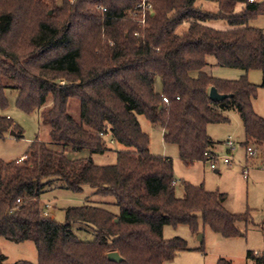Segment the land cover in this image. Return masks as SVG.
I'll return each mask as SVG.
<instances>
[{
	"label": "trees",
	"instance_id": "16d2710c",
	"mask_svg": "<svg viewBox=\"0 0 264 264\" xmlns=\"http://www.w3.org/2000/svg\"><path fill=\"white\" fill-rule=\"evenodd\" d=\"M141 2L0 0V108L8 105V90L26 114L40 113L51 99L40 118L50 142L37 137L20 163L0 159V239L32 242L35 264H166L188 248L181 238L165 240L166 226H187L195 235L208 227L229 239L241 237L238 224L248 222V213L225 208V194L203 185L181 181L184 195L177 198L173 161L151 153L139 118L161 128L165 144L178 148L187 167L206 163L204 153L216 146L208 127L228 123L230 112L243 124V145L264 146V119L253 108L258 87L247 76L212 75L214 67L260 71L264 88V29L251 26L264 16V0H147L145 27L132 15ZM218 19L229 29L208 25ZM211 88L228 97L211 101ZM72 101L79 103L78 118L70 112ZM11 132L24 138L11 118L0 117V139ZM110 142L125 148L113 165L66 153L105 154ZM86 187L111 197L114 202L103 205L117 211L70 206L63 223L43 215L45 194H80ZM76 224L91 229L94 241L80 240ZM111 252L123 261H110ZM247 261L264 264V257L249 252ZM0 264H7L1 251Z\"/></svg>",
	"mask_w": 264,
	"mask_h": 264
},
{
	"label": "rangeland",
	"instance_id": "374dc122",
	"mask_svg": "<svg viewBox=\"0 0 264 264\" xmlns=\"http://www.w3.org/2000/svg\"><path fill=\"white\" fill-rule=\"evenodd\" d=\"M55 1L57 5L62 3V0ZM204 9L216 12L217 6L204 4ZM51 13L52 11L49 12V14ZM128 15L131 17L130 11ZM208 25L221 31L229 29L227 22L220 19L210 21ZM251 26L264 29V16L254 20ZM210 61L213 62L212 59ZM212 75L230 81L247 76L249 82L258 87L256 98L253 100L254 111L264 119L262 72L250 71L245 73L240 70L217 67ZM155 90L158 93L162 91V80L160 78L155 80ZM6 97L8 105L4 109L0 108V117L11 118L12 122L24 132L23 139L15 138L10 133L0 139V159L9 162L23 156L37 137L46 143L50 142L49 127L42 125L40 118L42 113L50 107L51 99H49L48 105L40 110V113L26 114L17 109L15 105L17 98L15 91L8 90ZM70 112L76 118L79 117L78 101L71 102ZM228 119V123L208 127V135L216 143L215 148H217L219 156L220 164L218 172H215L210 169L209 162H197L190 167L185 166L179 158L178 148L174 145L165 144L161 128L152 125L144 117L139 118L143 131L150 137L151 153L156 156L170 158L173 161L175 177L178 180L176 185L177 198L183 197L184 190L181 181H186L194 186L203 185L207 192L225 194L227 199L224 206L229 212L249 214L248 222L238 224L242 236L237 238H223L208 227H205L203 232L200 228L199 234L195 235L187 226L177 228L166 226L164 228L165 240L181 238L188 244L186 250L178 252L175 259L166 264H217L219 259H225L230 264H256L254 261H247L249 252L258 257H264V146L260 147L259 150L257 149V157L247 160L246 148L248 146L243 145L245 136L241 119L235 112L229 113ZM230 137L233 139L236 149L233 153L232 164L224 166L222 164L223 157L228 155L224 142ZM250 146L256 148L253 144ZM108 147L112 151L105 154H91L89 150H83L79 153H69L68 157L70 159L92 158L93 162L99 166L113 165L117 159V152L125 148L112 142L108 143ZM52 149L57 150L56 148ZM247 161L250 169L247 177H245L244 169ZM105 202L113 203L114 200L111 197L98 196L94 190L86 187L80 194L63 190L49 192L42 197L41 207L51 205L49 216L51 215L56 222L63 223L65 220L64 209L70 206L92 204L117 211L113 206L103 205ZM73 231L80 240L92 242L95 239L92 230L83 228L82 225H74ZM200 234H203V241L199 240ZM0 251L6 257L7 264H13L17 261H27L35 264L38 261V252L32 242L16 243L1 238Z\"/></svg>",
	"mask_w": 264,
	"mask_h": 264
},
{
	"label": "built area",
	"instance_id": "2783aa9c",
	"mask_svg": "<svg viewBox=\"0 0 264 264\" xmlns=\"http://www.w3.org/2000/svg\"><path fill=\"white\" fill-rule=\"evenodd\" d=\"M250 2H254V0H250ZM101 10L103 12H106V9L101 8ZM151 11V5L148 4L147 0H143L132 12L133 17H135V20L138 21L139 25L141 27H145L146 26V18L148 13ZM138 36V34H136ZM179 99V98H178ZM163 101L165 103H168V99L166 97H163ZM226 148H227V152L228 155L223 157L222 160V164L224 166H230L232 164V160L234 158L233 153L236 149L235 143L233 141V139L230 137L228 138V140H226L224 142ZM258 156V150L256 148H253L251 146H248L246 148V158L247 160H251L254 159L255 157ZM25 159V157L21 158L20 160H18L17 162L20 163ZM204 159L206 161V163H210V169L211 170H217L219 167V156L217 154V152L211 150V151H207L204 153ZM263 168H264V162H263ZM250 169L249 167V162L247 161V164L245 166L244 169V175L245 177H247L248 174V170ZM51 209V205H46L44 208L42 207V213L45 216H49V211Z\"/></svg>",
	"mask_w": 264,
	"mask_h": 264
},
{
	"label": "water",
	"instance_id": "95a60500",
	"mask_svg": "<svg viewBox=\"0 0 264 264\" xmlns=\"http://www.w3.org/2000/svg\"><path fill=\"white\" fill-rule=\"evenodd\" d=\"M153 15V14H152ZM228 96L226 95H220L215 88L210 89L209 98L213 102H220L226 99ZM11 136H14V132L10 133ZM118 222V220H116ZM199 240L203 241V234L199 235ZM108 259L115 263H121L123 261V258L120 256L118 252H111L108 254Z\"/></svg>",
	"mask_w": 264,
	"mask_h": 264
},
{
	"label": "crops",
	"instance_id": "0c3cea01",
	"mask_svg": "<svg viewBox=\"0 0 264 264\" xmlns=\"http://www.w3.org/2000/svg\"><path fill=\"white\" fill-rule=\"evenodd\" d=\"M212 69H213V71H214V70H216V67H214V68H212ZM159 91H160V90H159ZM159 93H161V92H159ZM230 113H231V112H230ZM228 114H229V113L226 114L227 117H228ZM161 132H162V130H161ZM162 134H163V132H162ZM244 136H245V135H244ZM244 139H245V137H244ZM110 143H111V142H110ZM112 143H113V142H112ZM213 151L217 152V148L214 147ZM66 153L69 154V153H73V152H72L71 150H68V151H66ZM23 156H24V155H23ZM23 156H21L20 158H18V159L15 160V161L20 160L21 158H23ZM218 168H219V167H218ZM214 171H215V172H218V169H217V170H214ZM176 180H177V179H176ZM177 181H178V180H177ZM176 185H177V184H176ZM203 230H204V228H202V232H203Z\"/></svg>",
	"mask_w": 264,
	"mask_h": 264
}]
</instances>
